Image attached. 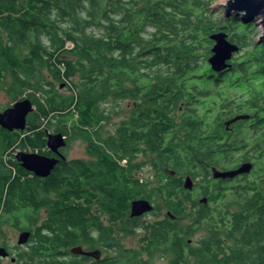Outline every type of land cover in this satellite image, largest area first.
Masks as SVG:
<instances>
[{
    "label": "trees",
    "instance_id": "obj_1",
    "mask_svg": "<svg viewBox=\"0 0 264 264\" xmlns=\"http://www.w3.org/2000/svg\"><path fill=\"white\" fill-rule=\"evenodd\" d=\"M208 7L0 0V91L7 107L26 97L36 107L24 131L0 125V246L12 225L39 240L33 253L69 248L86 238L91 207L119 215L145 199L167 211L152 243L169 264H264V43L248 35L254 22L218 19ZM218 32L239 48L220 73L208 63ZM121 102L127 115L111 131ZM239 114L251 117L228 126ZM49 133L68 146L82 140L87 157L61 160L41 178L15 156L54 157ZM245 162L254 167L241 178L212 177L213 168ZM201 196L207 204L197 203Z\"/></svg>",
    "mask_w": 264,
    "mask_h": 264
},
{
    "label": "flooded vegetation",
    "instance_id": "obj_2",
    "mask_svg": "<svg viewBox=\"0 0 264 264\" xmlns=\"http://www.w3.org/2000/svg\"><path fill=\"white\" fill-rule=\"evenodd\" d=\"M99 211L102 215L97 214L95 222L94 214ZM166 212L153 210L141 216H132L130 207L125 214L114 215L99 207H91L93 219L89 222L86 238L78 239L69 248L47 249L40 254L33 253V245L39 240L30 238L26 244H20L19 237L13 243L7 240L4 248L8 255L0 257V264H155V259L160 256L169 264L170 258L163 256L157 245L152 243L155 236L153 228L156 222L165 219ZM151 215L154 218L148 220ZM17 232L20 236L24 230L18 229ZM184 234H187L186 230L182 236ZM187 241L191 243L189 239Z\"/></svg>",
    "mask_w": 264,
    "mask_h": 264
},
{
    "label": "water",
    "instance_id": "obj_3",
    "mask_svg": "<svg viewBox=\"0 0 264 264\" xmlns=\"http://www.w3.org/2000/svg\"><path fill=\"white\" fill-rule=\"evenodd\" d=\"M242 14L244 21L259 22L264 31V0H229L226 6L227 15L233 14L232 11ZM260 43H264V32L261 34ZM260 35V36H261ZM210 40L214 41L211 48L212 55L208 59L212 70L220 73L231 67L229 61L233 55L239 51L238 46L231 44L225 33L219 32L210 35ZM36 107L28 97L19 99L12 106L0 112V125L10 131H24L27 128L28 116L35 111ZM249 114H239L228 122V126L241 120H249ZM68 145L66 137L62 133H49L47 140L48 149L55 155L48 157L37 152L19 151L16 154L17 161L23 168L37 177L46 178L51 175L57 164L65 160L66 156L62 150ZM251 162L242 163L239 167L229 170H220L213 168L212 177L216 180H234L237 177L249 174L253 169ZM184 188L188 191L194 189V181L187 177L184 182ZM200 204H207L206 197L199 199ZM132 216H141L154 210V205L145 199L135 200L131 204ZM170 214V213H169ZM31 238L29 231H24L19 236L20 244H26ZM7 250L0 247V257H6Z\"/></svg>",
    "mask_w": 264,
    "mask_h": 264
},
{
    "label": "rangeland",
    "instance_id": "obj_4",
    "mask_svg": "<svg viewBox=\"0 0 264 264\" xmlns=\"http://www.w3.org/2000/svg\"><path fill=\"white\" fill-rule=\"evenodd\" d=\"M228 1L229 0H226V1H224V0H209L208 10L211 13V15H213L214 17H216L218 19H220V18L226 19L228 17H235L238 19L236 21H238V22L242 21V14L236 13L234 10L232 11L233 14H231L230 16L227 15L226 6H227ZM244 22H248V21H244ZM258 23L254 22L255 26H253V27H252V25L250 26V28L248 30V35L254 37V39H253L254 42L256 41V42L260 43L259 41L262 37L261 34H263L264 31H263L262 26L259 25ZM214 43L215 42L213 41V45L211 46V48L214 46ZM260 44H263V43L261 42ZM68 46L72 47V44L69 43ZM238 52L233 55V58L237 56ZM233 58L231 60H233ZM63 91L67 92L66 88H64ZM9 102L10 101H9L8 97L6 96V94L4 92L0 91V106L2 108H6L7 105L9 104ZM118 105H119V108H116V111L119 113H118V115H115L113 117L111 125L107 128L111 131H114L116 123H118L119 121L124 119L125 116L127 115L126 114L127 113V109H126L127 102H121ZM121 109H123L124 112H121ZM64 153L66 154V157L68 159L86 158L87 157L86 145L82 140H74L70 143V145L67 148L64 149ZM142 174L146 178H148L147 176H150L149 178H150L151 182H153L154 179H152V172H151L149 167H146L142 171ZM199 199L197 198V203L199 202ZM153 218H154V215L148 216V220H152ZM183 224L184 225L191 224V215L187 216V218L183 221ZM17 231H18V229H16L14 226L7 225L5 227V237L3 240L4 241L8 240L9 243L16 242L18 240V237H19V233ZM203 235H204V232L202 230L197 231L195 236L193 237L194 244H196L197 241ZM155 264H166V262L158 257L155 259Z\"/></svg>",
    "mask_w": 264,
    "mask_h": 264
},
{
    "label": "bare ground",
    "instance_id": "obj_5",
    "mask_svg": "<svg viewBox=\"0 0 264 264\" xmlns=\"http://www.w3.org/2000/svg\"><path fill=\"white\" fill-rule=\"evenodd\" d=\"M224 1H226V0H224Z\"/></svg>",
    "mask_w": 264,
    "mask_h": 264
}]
</instances>
